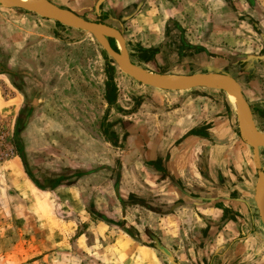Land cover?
Wrapping results in <instances>:
<instances>
[{
    "label": "rangeland",
    "instance_id": "rangeland-1",
    "mask_svg": "<svg viewBox=\"0 0 264 264\" xmlns=\"http://www.w3.org/2000/svg\"><path fill=\"white\" fill-rule=\"evenodd\" d=\"M95 1L91 0L83 9L76 6L75 13L117 30L124 38L132 64L148 72L174 76L193 70L168 58L165 36L157 47H147L151 52L140 55L138 42L149 44L158 40L154 25L164 18L165 12L150 13L151 5L146 4L143 17L124 23L123 15L97 17L105 0L98 5L97 12ZM184 1L203 4L200 13H204L205 19L210 16L209 6L217 8L219 3L238 12L237 20L248 16L246 10L252 9L256 16L251 21L264 24V0H253V6L247 0ZM133 5L131 11L135 9ZM147 18L149 22L145 21ZM108 39L118 47L116 40ZM0 62L13 72L0 74V264L186 262L176 251L180 246H163L156 238L155 232L165 231L164 224L158 218L152 219L146 208L131 207L133 200L141 203V199L161 214L165 212L168 206L155 200L159 194L146 197L138 193V185L150 188L155 177L146 174L142 163L139 165L138 154L137 162L131 160L125 168L121 157L131 150L132 142L140 143L139 134H154L156 123L163 122L168 99L160 102L155 93L197 95L196 92L206 104L208 100L219 102L231 115L232 129L248 144L241 136L228 93L214 87L175 91L142 84L120 70L84 29L2 5ZM109 74L117 100L113 105L104 100ZM135 113L138 117L134 128ZM259 150V169L263 170L264 147ZM19 151L29 174L42 189L24 172ZM14 168L17 171L12 173ZM122 180L125 189L120 187ZM25 181L32 185L36 200L24 192ZM134 185L137 187L133 192L126 190ZM122 207L127 211L126 218L122 216ZM134 228L142 232L134 233ZM124 229L133 233L136 240ZM153 244L159 245L158 249L149 246Z\"/></svg>",
    "mask_w": 264,
    "mask_h": 264
},
{
    "label": "crops",
    "instance_id": "crops-1",
    "mask_svg": "<svg viewBox=\"0 0 264 264\" xmlns=\"http://www.w3.org/2000/svg\"><path fill=\"white\" fill-rule=\"evenodd\" d=\"M50 1L74 13L76 6L83 9L91 2ZM133 4L135 9L131 11ZM146 4L151 5L150 13L165 14L154 25L158 40L138 42L140 55L151 52L147 47H157L165 36L168 58L193 68L185 75L218 72L231 76L240 86L256 129L264 134V24L251 21L255 11L246 10L248 16L237 20L238 12L218 3L217 8L209 6L210 16L205 19L200 13L204 5L198 1L105 0L96 16L105 19L110 13L123 15L120 17L125 23L143 17ZM145 21L149 22L148 18ZM195 94H154L160 102L168 99L163 122L156 123L154 134H139L140 143L132 142L131 150L121 159L125 168L131 160L137 162L135 154L139 155V165L142 163L146 174L155 179L149 183L150 188L138 185V193L146 197L159 194L155 200L168 208L161 214L141 199V203L133 200L131 207L146 208L152 219L164 224L168 234L155 232L156 238L163 246H180L176 251L186 261L182 264H264V227L254 203L257 174L264 170L259 169L260 146L255 150L242 141L232 129L231 115L224 106L210 100L206 104L201 95ZM115 103L116 99L109 105ZM137 117L135 113L134 128ZM159 177L162 179L158 181ZM125 186L122 180L120 187ZM136 187L126 190L133 192ZM121 210L126 218L127 211L123 207Z\"/></svg>",
    "mask_w": 264,
    "mask_h": 264
},
{
    "label": "water",
    "instance_id": "water-1",
    "mask_svg": "<svg viewBox=\"0 0 264 264\" xmlns=\"http://www.w3.org/2000/svg\"><path fill=\"white\" fill-rule=\"evenodd\" d=\"M4 7H15L21 8L24 10H28L34 12L44 18L52 19L61 24H70L72 22H78L82 25L83 29L89 32L102 46L107 55L115 62L120 70L130 75L134 80L140 82L142 84L152 86L155 88L163 89V90H187L196 87H212L217 82L223 81L228 89L233 91L236 94V104L238 106V110L244 121L246 128L249 131L250 137L256 146L264 147V138L260 134V132L256 129L255 124L253 122L250 109L244 100L240 86L238 83L229 75L222 74L218 72H205V73H193L187 75L188 77H192V75L196 74V78L194 80H183V79H168V80H153L141 74L137 69L136 65L132 64L128 58V53L124 45V39L122 35L115 29L113 32H103L98 29V23H94L88 21L78 14L74 13L71 10L58 7L53 5L50 8H41L30 2H16L14 0H3ZM103 0H96L94 2V10L97 12L98 5ZM247 2L253 6V0H247ZM108 38H113V40L118 39L120 41V48H117V51L120 54V58H118V52L114 51L108 42ZM2 73V72H0ZM256 146H252L256 150ZM261 171L257 174L258 180V188L261 184ZM259 190V189H258ZM254 203L257 209L258 216L260 221L264 227V189L258 191V194L254 197ZM122 214H123V210ZM178 264V263H176Z\"/></svg>",
    "mask_w": 264,
    "mask_h": 264
},
{
    "label": "bare ground",
    "instance_id": "bare-ground-1",
    "mask_svg": "<svg viewBox=\"0 0 264 264\" xmlns=\"http://www.w3.org/2000/svg\"><path fill=\"white\" fill-rule=\"evenodd\" d=\"M14 1H16V2H30V3L38 6V7H41V8H50L52 6V4H53V3H51V2H49L47 0H14ZM2 4H4V1L0 0V5H2ZM69 25L73 26V27H76V28L83 29L82 25L79 24L78 22H72ZM97 27H98L99 30H101L103 32H113L114 31L113 29H111V28H109V27H107V26H105L103 24H98ZM115 40L118 42V47L117 46L116 47L120 48V41L118 39H115ZM118 58H120V54L119 53H118ZM136 69L141 74H143L144 76H146L148 78H151L153 80H160V81L161 80H168V79L194 80L196 78V74L192 75V77H188L187 75L174 76V75L157 74V73L148 72L145 69H143L141 67H138V66H136ZM212 87L223 89L225 92L228 93V97H229L228 100L231 102L232 107H233V109L235 110V112H236V114L238 116L239 130H240V133H241V136H242L243 140L246 143L250 144L251 146H256V144L251 139L249 131L246 128V125H245L244 121L242 120V117H241L240 112L238 110V106L236 104V94L233 91H231L230 89H228L223 81L217 82ZM0 104H2L1 103V97H0ZM261 135L264 138V134H261ZM256 148H257V146H256ZM16 171H17V168H14L12 173H15ZM261 173H262V176H261L262 181H261V184H260L259 188H258V185H257V188L255 190V196L258 194V191L264 189V170ZM25 183H26V189H25L24 192H26L29 195H31V197H33V200H36V196L34 195L35 193H34V190L32 189L33 188L32 185L29 182H26V181H25ZM55 225L57 226L58 224L55 223Z\"/></svg>",
    "mask_w": 264,
    "mask_h": 264
},
{
    "label": "trees",
    "instance_id": "trees-1",
    "mask_svg": "<svg viewBox=\"0 0 264 264\" xmlns=\"http://www.w3.org/2000/svg\"><path fill=\"white\" fill-rule=\"evenodd\" d=\"M108 42L110 44V46L113 48L114 51L117 52V49H116V45L115 43L113 44V42L110 41V39H108ZM109 69L111 70V67H109ZM114 92H115V86L112 82V79H111V75L109 74V79L108 81L105 83V90H104V100L106 103L108 104H111L113 101H114ZM17 155L18 157L20 158L22 164H23V169H24V172L26 173V175L28 176V178L40 189L43 188V186H41L40 184H38L34 179L33 177L29 174V171L27 170V166L25 165V161H24V158H23V154L19 151L17 152ZM71 174V172L69 173ZM77 174V173H76ZM74 175V174H72ZM65 176V175H64ZM75 176H80V174H77ZM56 181H60V179L56 180ZM54 182V183H57V185L59 184V182ZM135 230H133L134 232ZM124 232L127 233L132 239L136 240V236L129 232L128 230L124 229ZM136 233V232H134ZM155 249H158V247L156 246H159L157 244H153V245H149ZM169 257H172L170 254H168Z\"/></svg>",
    "mask_w": 264,
    "mask_h": 264
},
{
    "label": "flooded vegetation",
    "instance_id": "flooded-vegetation-1",
    "mask_svg": "<svg viewBox=\"0 0 264 264\" xmlns=\"http://www.w3.org/2000/svg\"><path fill=\"white\" fill-rule=\"evenodd\" d=\"M114 43H115V41H114ZM0 72H2V73H9V74H12L13 72L11 71H9V69H8V66H4L1 62H0Z\"/></svg>",
    "mask_w": 264,
    "mask_h": 264
}]
</instances>
